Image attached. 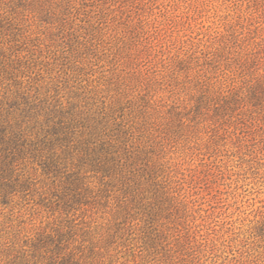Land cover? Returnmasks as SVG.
Here are the masks:
<instances>
[{
	"label": "rangeland",
	"instance_id": "374dc122",
	"mask_svg": "<svg viewBox=\"0 0 264 264\" xmlns=\"http://www.w3.org/2000/svg\"><path fill=\"white\" fill-rule=\"evenodd\" d=\"M25 93L106 111L128 158L79 188L25 166L0 264L55 238L93 264H264V0H0V106Z\"/></svg>",
	"mask_w": 264,
	"mask_h": 264
},
{
	"label": "trees",
	"instance_id": "16d2710c",
	"mask_svg": "<svg viewBox=\"0 0 264 264\" xmlns=\"http://www.w3.org/2000/svg\"><path fill=\"white\" fill-rule=\"evenodd\" d=\"M90 109L28 93L7 108L0 106V188L26 184L30 173L24 167L29 164L64 177L63 183L74 188L86 172L109 177L122 173L119 157L128 155L122 135L114 132L115 119ZM47 243L53 247L46 264H93L88 255L62 245L60 238Z\"/></svg>",
	"mask_w": 264,
	"mask_h": 264
}]
</instances>
